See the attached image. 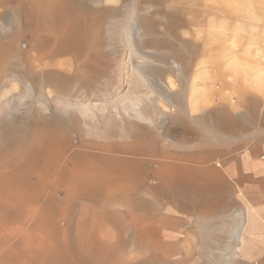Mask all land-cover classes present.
<instances>
[{
    "label": "rangeland",
    "instance_id": "374dc122",
    "mask_svg": "<svg viewBox=\"0 0 264 264\" xmlns=\"http://www.w3.org/2000/svg\"><path fill=\"white\" fill-rule=\"evenodd\" d=\"M208 94L264 107V0H0V264H264L229 200L154 173ZM38 126L64 145L51 167Z\"/></svg>",
    "mask_w": 264,
    "mask_h": 264
},
{
    "label": "crops",
    "instance_id": "0c3cea01",
    "mask_svg": "<svg viewBox=\"0 0 264 264\" xmlns=\"http://www.w3.org/2000/svg\"><path fill=\"white\" fill-rule=\"evenodd\" d=\"M213 97L208 94L199 101L195 116L191 117L193 121L187 125L183 120L172 123L170 143L163 149L155 176L166 186L175 188L184 183L194 188L187 192L215 195L218 208L229 200V207L241 211L244 225L250 227L245 228L246 237L240 241H264V107L250 104L236 109L211 104ZM131 138L136 145L142 137L134 131ZM134 148L135 153L148 156V160L159 154L153 148L144 152L140 151V146ZM120 163L118 160L116 170L108 167L107 178L101 186L108 185L110 177H115L116 173L117 178L120 174L125 176L119 169ZM127 173L130 183L139 182V173H132L130 169ZM145 182V178L140 179L141 185ZM165 224L170 235L175 236L174 221Z\"/></svg>",
    "mask_w": 264,
    "mask_h": 264
},
{
    "label": "bare ground",
    "instance_id": "6f19581e",
    "mask_svg": "<svg viewBox=\"0 0 264 264\" xmlns=\"http://www.w3.org/2000/svg\"><path fill=\"white\" fill-rule=\"evenodd\" d=\"M4 3L6 4V2H2L1 3V6L4 5ZM39 65V64H37ZM45 66L47 67V69H56L57 68V63L53 61V63H45ZM177 67V66H175ZM48 105V108L49 107V104ZM84 110V107H80V111H83ZM53 113V112H52ZM4 120V116L0 117V121ZM53 122V120H52ZM48 126L51 127L52 130L55 131V125L53 124H48ZM34 135V141L35 143H41L43 142V140L47 141L48 144H47V147H46V162L49 164V166L51 167L54 163L53 160H51L52 158H54L56 155L59 154L60 152V148L62 150H64V145L61 144L60 140L58 137H53L54 134H50V135H47L45 130H44V126H38L35 130V133L33 134ZM62 137V136H60ZM10 152V151H9ZM17 153V157L18 159H23L24 158V154L25 152L21 149L19 150ZM9 157V156H8ZM6 158V157H5ZM1 159V158H0ZM3 160V159H2ZM10 167L13 165V164H9ZM88 169V165H86L85 163H79V162H75V166L73 168L74 170V188H79L81 187L82 185L86 184L85 182V179H86V172L85 170ZM51 170V169H50ZM53 173H55L53 171ZM72 181V179H71ZM42 182H45L46 183V186L49 184L52 185V182H47V181H42ZM72 185V184H71ZM52 187V186H51ZM75 193H79L77 191H74ZM241 226V225H240ZM162 241V240H161ZM92 242V241H91ZM160 242V241H159ZM158 242V243H159ZM162 243V244H161ZM164 241L160 242L159 243V246H164L163 245ZM135 244V243H134ZM137 246V244H136ZM138 247H139V244H138ZM122 258L121 257H116V258H113L111 260H107L106 262H103L104 264H121L122 262Z\"/></svg>",
    "mask_w": 264,
    "mask_h": 264
}]
</instances>
